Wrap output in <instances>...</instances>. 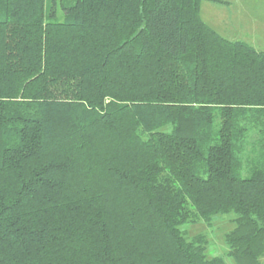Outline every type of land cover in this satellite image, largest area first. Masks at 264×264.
Returning <instances> with one entry per match:
<instances>
[{
    "label": "trees",
    "instance_id": "1",
    "mask_svg": "<svg viewBox=\"0 0 264 264\" xmlns=\"http://www.w3.org/2000/svg\"><path fill=\"white\" fill-rule=\"evenodd\" d=\"M201 2L0 0V264H226L231 213L264 264V49Z\"/></svg>",
    "mask_w": 264,
    "mask_h": 264
},
{
    "label": "rangeland",
    "instance_id": "2",
    "mask_svg": "<svg viewBox=\"0 0 264 264\" xmlns=\"http://www.w3.org/2000/svg\"><path fill=\"white\" fill-rule=\"evenodd\" d=\"M202 0L201 16L223 37L245 41L255 48L264 49V0ZM63 13L59 9L58 17ZM234 213L218 216L211 225L204 221L188 224L182 229L189 238L203 233L207 236L209 257L222 256L226 264H237L226 255L225 234L234 228Z\"/></svg>",
    "mask_w": 264,
    "mask_h": 264
}]
</instances>
